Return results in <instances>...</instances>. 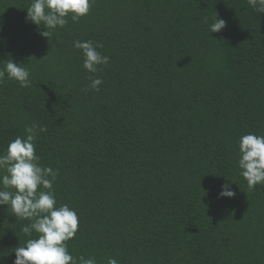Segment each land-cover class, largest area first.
Masks as SVG:
<instances>
[{
	"label": "trees",
	"instance_id": "16d2710c",
	"mask_svg": "<svg viewBox=\"0 0 264 264\" xmlns=\"http://www.w3.org/2000/svg\"><path fill=\"white\" fill-rule=\"evenodd\" d=\"M32 0H0V153L36 124V155L58 170L57 206L78 215L74 256L107 264H264V184L240 176L238 141L264 135V13L248 0H94L52 36ZM226 21L217 33L209 25ZM76 40L109 57L84 89ZM10 54V55H9ZM230 184L233 198H218ZM0 206V264L26 237ZM33 233V237H35Z\"/></svg>",
	"mask_w": 264,
	"mask_h": 264
},
{
	"label": "clouds",
	"instance_id": "9594fccd",
	"mask_svg": "<svg viewBox=\"0 0 264 264\" xmlns=\"http://www.w3.org/2000/svg\"><path fill=\"white\" fill-rule=\"evenodd\" d=\"M93 3L94 0H32L26 9V20L38 28L43 26L45 30L40 35L49 40L57 28L67 25L69 18L76 22L86 16ZM248 3L258 14L264 13V0H248ZM225 26L226 21L215 17L209 31L217 33ZM73 47L81 52L83 68L93 74L84 91H99L103 81L95 74L109 63V57L98 51L103 45L91 40H76ZM29 77L27 67L12 59L4 61L0 67V82L13 80L26 88L30 86ZM37 131L42 133L47 129L36 124L26 126V135L17 136L0 153V206H6L17 218L32 221L21 228L29 238L23 246L14 249L13 264H96L95 257H74L68 251L67 242L78 230V215L67 204L57 206L53 186L59 172L40 163L34 144ZM238 151L239 174L249 189L264 184V135L241 136ZM234 196L229 183L221 186L218 198ZM33 233L36 234L34 238ZM107 264H118V261L109 257Z\"/></svg>",
	"mask_w": 264,
	"mask_h": 264
}]
</instances>
